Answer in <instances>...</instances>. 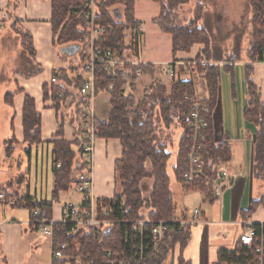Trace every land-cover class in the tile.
<instances>
[{
  "label": "trees",
  "instance_id": "1",
  "mask_svg": "<svg viewBox=\"0 0 264 264\" xmlns=\"http://www.w3.org/2000/svg\"><path fill=\"white\" fill-rule=\"evenodd\" d=\"M159 5V14L152 23L163 34L171 36L172 54L177 52H188L195 44L204 46V56L207 65L200 67L199 73H205V81L209 93V99L202 102V106L208 110V129L204 133L202 143L201 159L205 163L206 173L213 177L216 168L220 164H228L231 160V143L229 140L220 142L215 138L212 112L216 107L221 69L233 74V66L237 63L236 58L225 60L223 64H209L222 62L223 53L213 50L211 44L213 39L208 28H199L195 22L189 25H181L177 22V9L188 5L190 0H152ZM84 0H51L52 25L55 35L59 29L57 45L59 48L74 47L76 72L73 71L74 88H80L84 78L80 71V65L90 60V34L87 31L88 23L83 11L79 9ZM259 0H250L252 11V30L248 36V44L242 52L248 60L246 68L247 107L244 110L245 125L253 130V171L252 178L257 182H264V101L260 97L259 90L252 78V67L262 60L264 49V24L257 18L260 10ZM97 28L103 29V39L99 47L103 51H110L116 60H125L127 56H137L138 34L134 33L131 45L124 47L123 39L126 29L135 30L139 25L134 18V0H100L97 7V15L94 21ZM12 30L20 35L24 54L30 58L33 49L30 39L23 35L13 21ZM243 56V55H242ZM69 58V57H67ZM225 59V57H224ZM227 59V58H226ZM129 69V73H126ZM41 72L39 67H31L29 74L35 76ZM152 78V85L145 93L143 99L137 102L134 99L135 82L138 77L136 73ZM60 80L64 85L68 81L65 73H61ZM155 69L151 65H137L124 67L122 69H105L101 65L95 67V93H107L109 95L110 113L105 122L94 120V139H117L122 147V156L115 162V195L112 199L98 200V213L104 209L107 211L106 220L114 223L109 231L106 228L90 231L86 234H78L68 237L69 228L56 225V238L65 245L66 257L71 258L70 264H77L76 260L89 258L92 262L100 264L110 253L111 259L122 260L129 257L134 236L131 233L129 223L143 219L154 222H165L168 231L165 241L161 246L160 253L147 257L141 264H189L182 259V253L189 240L188 225L181 226L174 223L175 202L170 189V177L168 175V160L170 154L167 149L171 145V134L179 130L180 136L177 141L176 162L172 169L175 182L182 185L181 171L183 161L187 154L189 130V113L192 104L183 101V96L193 97V86L187 82H172L171 90L154 79ZM154 79V80H153ZM69 86V85H68ZM130 89V94L123 95L125 87ZM234 87L232 83V88ZM60 86H52L51 98L57 115L58 107L65 106L69 95L63 93ZM12 97L5 96L6 100ZM71 102L70 104H72ZM85 101L78 99L70 112L71 126L74 139L72 142L56 140L52 142V163L54 186L52 199H56L60 191H65L74 185L71 174L75 172H87V163L84 161L83 148L88 143L89 133L82 125L84 121ZM59 114H61L59 112ZM24 141L30 145L40 142V118L34 111V102L25 97L23 109ZM164 133H166L164 135ZM61 137L60 133L55 138ZM9 153V149L6 151ZM57 166H60L57 169ZM151 180L153 187L151 195L146 197L144 182ZM186 189L200 191L209 201H214L210 188L202 184L189 186ZM0 192H5L1 189ZM30 213L35 210L40 212L43 219L51 221L50 204L38 203L28 198H21ZM259 207L264 209V194L253 203V208L241 210L242 220L245 222L249 216ZM39 230V226L32 225ZM258 229L259 225H253ZM176 258V260H175ZM251 254L237 241L231 250H221L218 256V264H248ZM52 264H65L63 261H53Z\"/></svg>",
  "mask_w": 264,
  "mask_h": 264
},
{
  "label": "crops",
  "instance_id": "2",
  "mask_svg": "<svg viewBox=\"0 0 264 264\" xmlns=\"http://www.w3.org/2000/svg\"><path fill=\"white\" fill-rule=\"evenodd\" d=\"M154 18L151 19V23ZM14 20H16L17 27L22 34L27 35L30 39L33 49V56L31 58L22 52L21 37L12 30ZM135 20L138 21L137 18ZM138 23L140 25L139 21ZM0 24V31L4 32L3 35H0V39L8 37V34L11 33L18 40V46L23 54V65H19L21 69L27 67L30 71L31 67L34 68L36 66L41 69L39 74L31 77L29 72L23 74L14 72L9 92H5L1 98L0 115L3 133L0 134V190L5 189V192H0L4 197L0 199V264H52L51 241L43 237L39 230L36 231L34 229L30 223L34 211L30 213L25 204L20 202V199L28 198L38 203L50 204L51 221L56 225L61 222L66 204L78 205L80 203L81 197L75 192L73 185L69 186L65 191H60L56 199H52L51 195L54 186L52 142L56 140L73 141L74 135L70 114L73 105H70V103L72 101L78 103L79 98L76 93H71L67 90L73 87L71 83L74 77L70 75L68 70L69 59L59 53L60 48L56 44V35L52 25L51 0H0ZM157 30L159 38H162V36L166 38V50L169 54V60H155L152 54V51L155 52V49L151 47V44H149L151 49H148L147 39L142 34L137 49V61L142 65L153 66L155 75L158 78V73L161 72L163 66L177 64L174 65L177 74L175 76L176 79H179L181 82H189L195 88H200V86L206 87L205 84L203 85L200 82H205V78L201 74L195 71H188V69L180 65L181 63H192L203 50L202 46L195 44L188 52L179 51L173 55L171 36L163 34L158 28ZM127 34L128 29L124 32V47L131 45L132 35L127 37ZM256 69L264 75L263 67L260 66V68ZM61 73H67L68 81L65 85L63 80H60ZM52 77L58 80V86L64 92L67 91L69 95V99L65 105L66 107L69 106L66 114L61 113L56 115L55 113L54 103L51 98L52 86L54 87V85L50 84ZM137 77L139 79L137 89L139 83L145 79L143 86H141L142 90L138 89V92L133 94L136 101L140 102L144 97L146 86L150 80L148 76L142 74ZM83 78L85 80L86 76L83 75ZM196 80L201 85H195ZM165 83V88L169 93L172 81H169L167 77ZM254 83L260 92L261 99L264 101L262 79L258 76V78L254 79ZM127 91L130 94L128 89ZM7 94L12 95L8 100L5 98ZM25 97L30 98L34 102V111L40 118V142L37 145H30L24 141L23 109ZM194 100H197L199 103L208 101L207 92L205 91V93L199 96L196 93ZM92 107L96 120L101 122L108 120L110 113L108 95L100 94L97 96ZM58 132L61 137L55 138V134ZM219 139L222 142L229 140L232 146L231 160L228 164L224 165V168L233 174L242 172V166L240 167V164L237 165L233 162V138L225 133ZM241 144L245 145V141L242 140ZM7 149H9V153L6 152ZM121 156L122 147L119 140L94 139L92 157L88 169L92 180L91 194L95 201L110 200L114 197L115 162ZM244 165L246 167L245 161ZM76 174L77 172L71 174L70 178L74 180ZM238 178L244 181L248 177L244 173L243 176ZM246 180L248 182V179ZM46 192L47 194L50 192V200H48ZM198 192L201 193L200 191ZM204 198V201L213 210V220L212 222H208L205 219V214L199 212V223L188 225L190 227L189 240L183 250L182 259L189 264H218L219 251L221 249H233L240 235L246 229L247 224L264 223L251 221L250 215L245 222L241 219L240 223L236 225H225L218 211L220 203L213 200L209 201L206 197ZM257 212H259L260 216H264V209L262 207H259ZM192 218L189 220L183 216L180 222L189 223L192 221ZM222 228L225 229L222 230ZM215 232L223 233L224 239L221 240V244H217L218 246L209 247L207 245V235H212Z\"/></svg>",
  "mask_w": 264,
  "mask_h": 264
},
{
  "label": "rangeland",
  "instance_id": "3",
  "mask_svg": "<svg viewBox=\"0 0 264 264\" xmlns=\"http://www.w3.org/2000/svg\"><path fill=\"white\" fill-rule=\"evenodd\" d=\"M158 13L159 5L153 2L152 0H134V17L137 18V20L140 22L141 33L147 39L148 49H151L149 44H151V47L155 49V52L152 51L153 58L157 61L169 60V54L166 50V38L163 36L162 38H159V32L157 30V27H155L151 23V19L157 16ZM176 15L177 22L183 26L195 22V24H197L199 28H202L203 26L208 28V31L213 39V42L211 44L212 49L221 51V53H223L222 62L219 63L211 61L209 64H223L225 60L229 61L231 59L236 58L234 56L235 52H237L238 54V62L235 63L233 66L232 75L230 72L221 69L218 100L216 107L213 109L212 112V124L215 134H217L218 139L220 137H223L225 133L229 134L233 138V162L237 165L240 164V167L242 166V172H244L245 176L248 177L246 178L248 179V182L246 179L243 181V179L237 178L233 187L224 191L223 197L219 204L220 209L218 208V211L222 216L223 224L236 225L240 223V220L242 219L241 210H251L253 208V203L264 194V182H257L252 178L254 145L253 130L245 126L243 117L244 110L246 109L248 102L246 89L247 75L245 68V66L248 64V60L244 58L245 55L242 52L247 47L248 36L251 33L250 31L252 30L250 21L252 16V11L250 9V0H190L188 5L177 9ZM129 30L130 29H128L127 37L131 36V32ZM59 32L60 30L58 29L56 31V33H58L56 35V41L58 39ZM0 33H2L0 35H3L4 32L0 31ZM8 35V37L0 39V107L2 95L5 92H9L12 74L14 72H19L21 74L29 72V69H27V67L21 69V67L19 66L21 64L23 65V51L21 52L18 46V40L16 39L15 35L11 33ZM199 45L202 46L203 50L200 52V55L194 61H192L191 65L185 67L186 69H188V71H195L199 73L198 68H202L207 65L208 61L206 62V56H204L203 53L204 46L202 44ZM68 59L70 61L68 70L70 75H72L73 71H77L75 69V64L71 63L72 61H75V58ZM169 66L171 65H167L166 67L168 68ZM256 68H260V66L257 67L256 65L252 67V78L254 80L259 76V78L262 79V90L264 91V75ZM163 70L164 69L162 68L161 72L158 73L159 78L155 75L154 79L160 82L165 87V79L167 77L163 75ZM183 72L185 73V71ZM199 74H201L202 76L203 73ZM65 77H67V73H65ZM148 79L150 81L146 86V92L153 82L151 77L148 76ZM170 80L172 82L179 81V79H176L175 76L169 78V81ZM144 81L145 79H143L142 82L139 83L138 89L140 91L142 90L141 86H143ZM138 82L139 79H137V81L135 82L136 93L138 92ZM200 82L203 85H206V81ZM200 82L196 80L194 84L201 85ZM232 83L234 85L233 88ZM127 89L130 92L128 86L125 87V90L123 92L124 96L129 95ZM67 90L71 93L74 92L72 88ZM205 91L207 92L209 99V93L206 85V87L200 86V88L193 87V97L188 96V94H186L183 96V101L189 103L198 102L197 100H194V98H196V93H198L199 96L205 93ZM100 94L108 95L107 93ZM100 94L95 93V99ZM134 99L136 100V98ZM75 103L76 102H73L70 105H74ZM67 108H69V106L58 107L57 114L59 115V112L66 114L68 112ZM82 125L85 127L87 125V122H85L84 120L82 122ZM2 133V122L0 115V134ZM165 134L166 133H164V135ZM179 135V130H176L171 134L172 142L167 149L168 153L170 154V158L168 160V175L170 177V189L173 193L175 202L174 217L176 218V220L174 221L176 223H180V221H182L181 219L183 216L191 220V218L193 217L194 210H197L200 213L205 214V219L208 222H212L213 210L204 201V197L206 196L196 190L187 191L188 189H186V186H184L183 184V186H180L174 180L172 167L175 163L176 146ZM242 140L245 141V145L241 144ZM244 161L246 167L244 165ZM144 186L146 187L144 195L146 197H149L151 195L153 182L151 180H147L144 182ZM47 192L46 196L48 197V200H50V192L48 194ZM257 210L258 208L251 214V221L257 223L264 222V216H260ZM19 213L22 214L23 212ZM224 229L225 228H222V230ZM222 239H224L223 233L215 232L212 235L208 234L207 245L209 247H216L218 246L217 244H221L220 242ZM170 261L171 260L168 259V262ZM168 262H166V264H170Z\"/></svg>",
  "mask_w": 264,
  "mask_h": 264
},
{
  "label": "built area",
  "instance_id": "4",
  "mask_svg": "<svg viewBox=\"0 0 264 264\" xmlns=\"http://www.w3.org/2000/svg\"><path fill=\"white\" fill-rule=\"evenodd\" d=\"M261 5L257 14V18L264 24V0H259ZM100 4V0H84V4L79 7L83 11L85 20L88 23L87 31L90 34V60L80 65V71L86 78L83 81L80 88H72L78 95L79 99L85 101V115L84 120L87 125L84 127L89 133L88 143L83 148L84 161L87 163V172H77L74 178L75 192L81 197L78 205L66 204L62 213L60 225L62 228H69L67 232L68 237H75L78 234H86L93 230L100 228H107L114 223L106 220L107 211L104 209L101 214L98 213L97 201L92 197V180L90 178V171L88 165L90 164L92 157V144L93 138V122L95 120V114L93 111V102L95 99V67L97 65L103 66L105 69H122L124 67L137 66L140 64L136 57L127 56L125 60H116L112 57L110 51H103L99 47V42L103 39L104 30L95 26L94 21L97 15V7ZM1 26V24H0ZM127 30V29H126ZM133 37L134 33L138 34V45L141 39V27L138 25L135 30H129ZM138 49V46H137ZM173 64L168 68L163 67V75L169 78L176 76V71ZM183 67L191 65V63H181ZM261 66L264 68V49L262 50V60L254 64V66ZM126 73H129V69H126ZM136 75H140L139 72ZM205 77V73L202 74ZM58 80L52 77L50 80L51 85L58 86ZM64 90L59 97H63ZM191 111L189 113V130L190 135L188 137L187 155L183 162V168L181 171V181L186 187L196 184H202L208 186L211 191V195L214 201L220 203L224 191L230 189L235 184L238 177L243 176V172L230 173L224 168V164H220L213 177H210L206 173V166L201 159L202 143L204 141V133L208 129L207 113L208 110L202 106L199 102H193ZM215 134V132H214ZM215 138L218 139L217 134ZM60 166H57L59 169ZM3 195L0 194V199H3ZM199 211L194 210L192 221L189 223L174 222L181 226L196 225L199 223L198 216ZM32 225L39 226L41 235L51 241V255L52 261H63L67 264L71 263V258L64 255L67 245L61 243L56 238V224L52 221L43 219L39 211H34L30 222ZM130 230L134 236V242L131 247V253L128 258L122 260L111 259L110 253H105L106 259L100 264H141L147 257L158 255L160 253L161 246L165 241V236L168 231V224L165 222H154L149 219H143L136 222L129 223ZM253 225H259L258 229H255ZM238 242L251 254V261L248 260V264H264V224H247L246 229L240 235ZM77 264H96L89 258L85 260H76ZM236 264V263H232Z\"/></svg>",
  "mask_w": 264,
  "mask_h": 264
},
{
  "label": "water",
  "instance_id": "5",
  "mask_svg": "<svg viewBox=\"0 0 264 264\" xmlns=\"http://www.w3.org/2000/svg\"><path fill=\"white\" fill-rule=\"evenodd\" d=\"M59 53L64 57L75 58L74 47H64L59 49ZM111 226L107 227L104 231H109Z\"/></svg>",
  "mask_w": 264,
  "mask_h": 264
}]
</instances>
